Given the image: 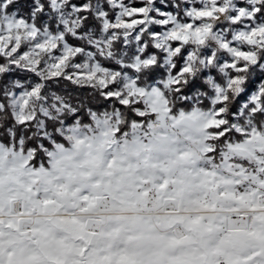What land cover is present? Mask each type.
Here are the masks:
<instances>
[{"label":"snow or ice","instance_id":"snow-or-ice-1","mask_svg":"<svg viewBox=\"0 0 264 264\" xmlns=\"http://www.w3.org/2000/svg\"><path fill=\"white\" fill-rule=\"evenodd\" d=\"M0 264H264V0H0Z\"/></svg>","mask_w":264,"mask_h":264}]
</instances>
